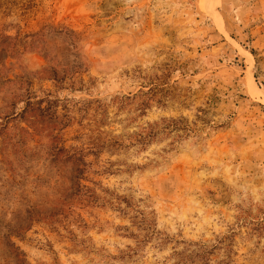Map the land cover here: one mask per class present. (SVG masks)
<instances>
[{
    "label": "rangeland",
    "instance_id": "obj_1",
    "mask_svg": "<svg viewBox=\"0 0 264 264\" xmlns=\"http://www.w3.org/2000/svg\"><path fill=\"white\" fill-rule=\"evenodd\" d=\"M0 264H264V0H0Z\"/></svg>",
    "mask_w": 264,
    "mask_h": 264
},
{
    "label": "bare ground",
    "instance_id": "obj_2",
    "mask_svg": "<svg viewBox=\"0 0 264 264\" xmlns=\"http://www.w3.org/2000/svg\"><path fill=\"white\" fill-rule=\"evenodd\" d=\"M253 84H255V83H253ZM255 88H257V87H254V89H255ZM252 89H253V88H252Z\"/></svg>",
    "mask_w": 264,
    "mask_h": 264
}]
</instances>
